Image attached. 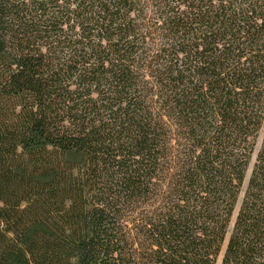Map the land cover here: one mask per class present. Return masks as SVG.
I'll use <instances>...</instances> for the list:
<instances>
[{
    "label": "trees",
    "instance_id": "16d2710c",
    "mask_svg": "<svg viewBox=\"0 0 264 264\" xmlns=\"http://www.w3.org/2000/svg\"><path fill=\"white\" fill-rule=\"evenodd\" d=\"M0 264H264V0H0Z\"/></svg>",
    "mask_w": 264,
    "mask_h": 264
},
{
    "label": "rangeland",
    "instance_id": "374dc122",
    "mask_svg": "<svg viewBox=\"0 0 264 264\" xmlns=\"http://www.w3.org/2000/svg\"><path fill=\"white\" fill-rule=\"evenodd\" d=\"M256 149H257V147H256ZM255 152H256V150L254 151V153H253V155H252V158H251V160H250V165H249V169H248V174H249L250 168H251V166H252V164H253V161H254Z\"/></svg>",
    "mask_w": 264,
    "mask_h": 264
}]
</instances>
